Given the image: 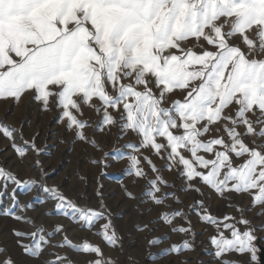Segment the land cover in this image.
Returning a JSON list of instances; mask_svg holds the SVG:
<instances>
[{
	"label": "snow or ice",
	"instance_id": "obj_1",
	"mask_svg": "<svg viewBox=\"0 0 264 264\" xmlns=\"http://www.w3.org/2000/svg\"><path fill=\"white\" fill-rule=\"evenodd\" d=\"M25 93L41 111L58 110L74 141L97 150L96 135L117 129V145L92 163L107 169L109 159H127L124 175L146 181L139 197L135 184L122 191L144 208L136 231L146 235L152 264H189L180 257L204 234L197 225L212 229L207 264H264V222H255L264 216V0H0V99L18 104ZM89 112L99 117L91 136L80 118ZM125 135L137 139L121 148ZM0 138V153L11 150L0 163V217L15 222L11 243L0 241V264H80L69 251L87 255L84 264H119L49 223L65 219L122 252L103 185L92 207L50 187L39 160L32 167L40 179H21L28 153L40 154L36 137L0 123ZM173 171L170 184L162 173ZM189 192L196 196L184 206L179 194ZM33 201L52 208L29 216ZM253 208L260 212L250 217ZM159 228L168 232L154 235ZM169 234L193 239L153 251Z\"/></svg>",
	"mask_w": 264,
	"mask_h": 264
},
{
	"label": "rangeland",
	"instance_id": "obj_2",
	"mask_svg": "<svg viewBox=\"0 0 264 264\" xmlns=\"http://www.w3.org/2000/svg\"><path fill=\"white\" fill-rule=\"evenodd\" d=\"M199 51V49H196ZM179 92L173 97L180 98ZM60 112L58 110L41 111V104L31 99V93H25L20 102L17 104L14 100L0 99V123H4L15 127L22 128L25 139H32L36 137V144L40 149V154L29 152L23 164L19 167L18 171L21 179L39 180L41 169L39 167H32L37 160L40 161L42 168L47 172L48 179L46 183L51 187L59 185L66 195L72 198L84 196L85 199L91 200L92 207H98V202L95 197V192L98 185H103V199L108 209L112 214L113 223L116 225L118 232H120L123 239V251L119 248L112 249L105 245L104 241L97 235H93L86 230H80L76 224H70L65 219L50 220V224L61 223L68 229L69 240L79 246L84 241L93 245H99L109 256L121 262L123 253L128 255L132 264H152V261L146 259L147 255V239L145 233L136 231V224L139 221L140 213L144 208L140 207L139 201L128 199L122 191L123 186L131 187L135 184L132 190L139 197L140 192L143 190L146 181L141 179L137 180L134 176H125L124 169L127 168L129 161L122 159L119 162H113L109 159L108 163L111 165L107 169L102 164H93V160H103L105 152H111L117 145L116 136L117 129L113 128L110 135L97 134L95 139L100 146V150L93 148L91 145H85L82 142L74 141L73 135L65 131V121L57 122ZM86 119L92 127L85 129V132L91 136L95 128L96 122L99 117L93 113H87L85 116L80 117ZM136 137L132 135H125L119 140V147L123 148L129 142H135ZM5 147V141L0 138V149ZM139 156L140 152L133 153ZM145 155H149L148 150H144ZM11 158V150L5 155L0 153V163H6ZM156 166L162 167L163 161L157 159L155 156L151 157ZM147 170V165H144ZM163 177L171 184L175 178V172H163ZM87 177V186L81 181L80 177ZM182 181L177 182V189L180 187ZM36 195L33 192L29 196H21V202L27 203L32 200V196ZM180 199L183 201L184 206L192 204L196 194L189 192L179 194ZM35 204L36 210L29 211V216H37L40 212L50 210L52 204L39 205ZM84 203V201H80ZM211 203V202H210ZM247 203V201H245ZM147 207V206H146ZM213 212H215L216 204L212 203ZM260 212L259 208H253L250 212V217H255ZM151 216H146L145 219H151ZM256 224L264 222V216L257 219ZM195 224V218H193ZM15 225V222L7 218L0 217V241L11 243V236L9 229ZM99 230L97 225L96 231ZM168 232L167 228H159L154 233L156 236H163ZM197 234L203 232V235H198L194 239V250L183 253L180 257L181 260L189 262V264H207L210 259L204 255V248L207 245L209 235L212 229L204 230L203 225H197L195 228ZM170 239L160 245L153 251H158L159 248H167L169 244L181 243L185 239L192 240V237L183 235L169 234ZM258 236H264V232H258ZM60 237H57L59 240ZM264 246V244H262ZM61 251H64L63 249ZM69 256H74L80 264H84L89 257L85 254H75L69 251ZM160 264H168V260L160 261Z\"/></svg>",
	"mask_w": 264,
	"mask_h": 264
},
{
	"label": "water",
	"instance_id": "obj_3",
	"mask_svg": "<svg viewBox=\"0 0 264 264\" xmlns=\"http://www.w3.org/2000/svg\"><path fill=\"white\" fill-rule=\"evenodd\" d=\"M261 247H264V246L261 244ZM119 264H132L128 258V255L125 252L123 253V259L121 262H119ZM195 264H198V263H195Z\"/></svg>",
	"mask_w": 264,
	"mask_h": 264
}]
</instances>
